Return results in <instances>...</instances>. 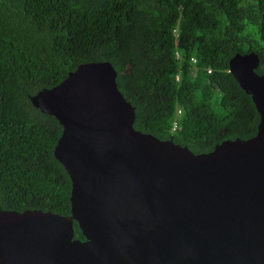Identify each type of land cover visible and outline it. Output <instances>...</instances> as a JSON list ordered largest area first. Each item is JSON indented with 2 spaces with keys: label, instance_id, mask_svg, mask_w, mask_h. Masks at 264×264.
<instances>
[{
  "label": "trees",
  "instance_id": "obj_1",
  "mask_svg": "<svg viewBox=\"0 0 264 264\" xmlns=\"http://www.w3.org/2000/svg\"><path fill=\"white\" fill-rule=\"evenodd\" d=\"M250 52L264 75V0H0V209L70 214L71 181L53 154L62 127L30 97L79 65L110 62L134 129L201 154L257 132L229 72Z\"/></svg>",
  "mask_w": 264,
  "mask_h": 264
},
{
  "label": "water",
  "instance_id": "obj_2",
  "mask_svg": "<svg viewBox=\"0 0 264 264\" xmlns=\"http://www.w3.org/2000/svg\"><path fill=\"white\" fill-rule=\"evenodd\" d=\"M258 66L253 52L229 60L259 115L256 134L201 154L135 130L108 61L81 64L31 96L62 127L53 154L71 181L70 214L0 209V264H264Z\"/></svg>",
  "mask_w": 264,
  "mask_h": 264
},
{
  "label": "built area",
  "instance_id": "obj_3",
  "mask_svg": "<svg viewBox=\"0 0 264 264\" xmlns=\"http://www.w3.org/2000/svg\"><path fill=\"white\" fill-rule=\"evenodd\" d=\"M176 57L179 59L180 58V55H179V53L178 52H176ZM195 59L194 58H191V62L192 63H195ZM208 73H211V71L210 70H208ZM181 116V111L180 110H177V112H176V117L177 118H179ZM176 127H177V122L175 121L174 123H173V128H172V130L174 131L175 129H176Z\"/></svg>",
  "mask_w": 264,
  "mask_h": 264
}]
</instances>
